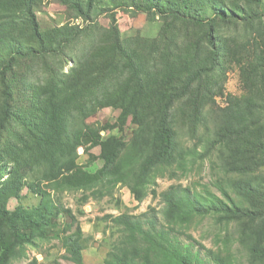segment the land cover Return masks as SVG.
Instances as JSON below:
<instances>
[{
    "label": "trees",
    "instance_id": "1",
    "mask_svg": "<svg viewBox=\"0 0 264 264\" xmlns=\"http://www.w3.org/2000/svg\"><path fill=\"white\" fill-rule=\"evenodd\" d=\"M54 1L81 22L44 28L45 0H0V264L38 249L62 213L72 219L63 258L87 264L90 238L60 194L81 191L86 203L122 185L142 202L157 195L159 177L187 173L215 149L226 173L216 181L222 196L171 185L160 194L161 210L105 215L114 241L104 264H235L232 254L189 241L194 220L208 216L235 224L251 262L264 264V0ZM117 9L161 21L159 34L123 37ZM104 14L109 28L99 21ZM235 66L240 97L224 87ZM218 98L225 105L214 136L184 147L177 117L197 138L205 108ZM106 107L131 117L130 139L87 122ZM97 146L103 165L90 172L79 148ZM24 189L39 202L25 206Z\"/></svg>",
    "mask_w": 264,
    "mask_h": 264
},
{
    "label": "rangeland",
    "instance_id": "2",
    "mask_svg": "<svg viewBox=\"0 0 264 264\" xmlns=\"http://www.w3.org/2000/svg\"><path fill=\"white\" fill-rule=\"evenodd\" d=\"M117 19L121 34L123 37H130L137 34L146 37H156L159 34L162 26L161 21H150L146 13L138 12L133 14L130 11L117 9ZM41 24L44 28L62 24L67 21L80 23L81 19L68 18L66 7L54 0H45L42 11L38 13ZM101 25L109 28L110 19L107 14L99 18ZM72 62L66 66L68 68ZM226 94H232L235 97H240L245 94L243 80L238 67H233L225 81ZM217 104H210L205 108L204 122L198 126L197 138L194 134L188 131L185 123L177 117V129L179 130V140L184 147H194L199 143L198 138L214 136L217 125V113L219 105H225V100L218 98ZM88 123H100L108 125L107 131H103L104 136L117 135L130 139L136 125L132 122L131 117L120 108L106 107L99 110L95 115L88 118ZM199 150L203 152V146L199 144ZM100 146L94 147L90 152L85 153L83 147L79 148V163L83 164L90 172L97 171L103 165V159L100 157ZM222 159L218 149H215L205 159H199L187 173L178 172L174 178L168 173L158 178L157 185L153 188L157 191L156 194H149L144 201L139 202L131 193L127 186L118 185L112 195L105 196L100 199L91 198L86 203H83L81 191H66L60 194L61 201L66 208L72 209L77 222L80 223L84 233L90 239L87 242V248L84 250V259L87 264H104L107 252L114 241L110 236V228L106 222L105 215H118L122 212H130L140 214L148 210H161L164 206L160 194L167 190L171 185H183L192 187L198 190L210 189L219 196H222L221 191L217 187V180L224 181L226 173L223 168ZM234 176V174H227ZM22 203L25 206H31L39 202V197L28 193L27 189L23 190ZM19 201L12 199L9 202L11 209L15 208ZM71 222L72 219L62 213L58 219L54 221V232L47 239L41 242L38 249L29 248L28 257L17 260L14 264H32L33 259L37 258V264H74L73 262L63 258L66 253L64 247L65 233L63 230L66 222ZM72 229L71 231H73ZM194 239L188 240L194 242L198 247L204 245L206 248L215 250L222 249L223 254H232L235 264H261L252 263L247 250L241 244L238 238L237 227L235 224H218L214 217H205L195 219L190 230ZM186 239V237H183ZM186 239V241H187ZM230 243L228 247L224 245V240ZM220 241V242H218ZM231 251H229V250Z\"/></svg>",
    "mask_w": 264,
    "mask_h": 264
}]
</instances>
